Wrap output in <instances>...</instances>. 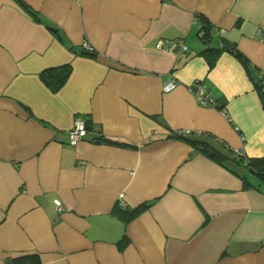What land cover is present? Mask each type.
<instances>
[{"label": "crops", "instance_id": "obj_1", "mask_svg": "<svg viewBox=\"0 0 264 264\" xmlns=\"http://www.w3.org/2000/svg\"><path fill=\"white\" fill-rule=\"evenodd\" d=\"M23 1L38 19L0 0V264H264V184L170 136L209 132L264 156V0ZM177 38L185 52L155 47ZM63 64L52 91L40 73ZM75 118L125 144H69ZM145 201L124 222L120 208Z\"/></svg>", "mask_w": 264, "mask_h": 264}, {"label": "trees", "instance_id": "obj_2", "mask_svg": "<svg viewBox=\"0 0 264 264\" xmlns=\"http://www.w3.org/2000/svg\"><path fill=\"white\" fill-rule=\"evenodd\" d=\"M15 1L18 2L27 12L35 16L34 12L24 3L23 0ZM36 18L38 19V17ZM197 19L200 22L198 26L197 35L198 32L201 30L203 32V35L199 38L206 42L210 38V24L206 19L202 18L201 16H198ZM49 28L52 31L56 32V29L52 27ZM226 47L227 46L223 48ZM80 51L81 53L85 52L81 49ZM218 52L219 50H206V54H208V58L210 61L214 59ZM237 54L239 55V57H241L240 53ZM241 59L245 65H248L246 64V61L243 57ZM70 72L71 66L69 64H63L60 66L45 68L41 71L40 78L52 91H57L58 89H60V87L64 85L70 75ZM262 78H264V76L261 75V79ZM259 91L262 102H264V85L259 86ZM217 106H219L220 109L223 108L222 105ZM170 136L183 139L189 144H191L194 148L199 149L200 151L208 155H212L213 157H217L219 159L229 158L231 161L243 165L245 168L248 169V171L251 172L252 175L255 176V178H257L259 184H264V156L248 157L244 155V153L237 154L234 148H232L226 142L217 138L209 132L189 131L188 133H178L174 130L171 132ZM94 141L96 143L106 142L121 145L125 144L106 139L103 136L95 138ZM246 185H248V183ZM151 204L152 203L150 201H145L132 208H120L119 213L121 216H123L124 222L127 223L143 211L147 210L151 206ZM10 264H41V260L37 254H27L10 259Z\"/></svg>", "mask_w": 264, "mask_h": 264}, {"label": "built area", "instance_id": "obj_3", "mask_svg": "<svg viewBox=\"0 0 264 264\" xmlns=\"http://www.w3.org/2000/svg\"><path fill=\"white\" fill-rule=\"evenodd\" d=\"M203 32L200 30L198 32V36L201 37ZM262 40H264V36H262ZM155 47L158 49L166 50L169 52H185L187 50V45L185 44L183 38L170 39V40H158L155 44ZM80 49L92 53L94 52V47L88 42L84 41L80 45ZM177 84V81L173 78H170L164 85L163 91H169L174 88ZM189 89L196 95L199 102L203 105H217L207 94L204 93L200 83L198 81H194L189 85ZM224 111L223 108H221ZM225 113V111H224ZM178 133H188L189 130H175ZM92 135L94 138H99L102 136V132L98 126H94L93 128H87L85 122L81 118H75L72 124V127L67 130L68 142L71 145H76L82 140H84L87 135ZM237 154H242L243 152L240 150L234 149ZM57 208L61 210V204L59 201H55ZM123 205V202H121Z\"/></svg>", "mask_w": 264, "mask_h": 264}, {"label": "water", "instance_id": "obj_4", "mask_svg": "<svg viewBox=\"0 0 264 264\" xmlns=\"http://www.w3.org/2000/svg\"><path fill=\"white\" fill-rule=\"evenodd\" d=\"M7 262H9V260H7Z\"/></svg>", "mask_w": 264, "mask_h": 264}]
</instances>
